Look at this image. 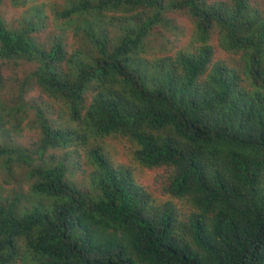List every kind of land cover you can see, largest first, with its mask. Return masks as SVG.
Segmentation results:
<instances>
[{
  "label": "trees",
  "instance_id": "trees-1",
  "mask_svg": "<svg viewBox=\"0 0 264 264\" xmlns=\"http://www.w3.org/2000/svg\"><path fill=\"white\" fill-rule=\"evenodd\" d=\"M252 1L66 0L55 16L77 18L74 45L60 35L39 43L28 19L10 29L0 0V59L36 64L11 101L0 98V139L22 133L34 113L39 158L73 149L79 169L81 149L91 167L85 189L65 177V162L29 170V194L50 206L23 216L17 198L5 206L0 195V264L22 259L23 241L30 264H264V11ZM174 13L190 17L198 45L150 56L155 35L178 31ZM215 31L242 64L214 59ZM34 89L49 101L27 100ZM114 138L133 145L141 166L173 169L167 191L189 204L186 219L152 207L114 165ZM2 162L12 172L33 158L3 144Z\"/></svg>",
  "mask_w": 264,
  "mask_h": 264
},
{
  "label": "rangeland",
  "instance_id": "rangeland-1",
  "mask_svg": "<svg viewBox=\"0 0 264 264\" xmlns=\"http://www.w3.org/2000/svg\"><path fill=\"white\" fill-rule=\"evenodd\" d=\"M66 0H29L24 6H16L11 0H3L1 6V14L6 22V25L10 29H17L26 24L25 20H30L29 23L37 25V31L33 34L39 43H44L50 41L56 35H60L61 39L70 44L76 43L73 36L74 22H78L77 18L74 17L72 20L65 19L58 20L55 16L57 8L64 7ZM252 4L259 9L264 11V0H253ZM57 7V8H56ZM39 8L43 17H35L34 10ZM170 17L174 21V25L178 28L177 32H167L161 31L155 35V39L151 41V51L150 56H160V55H174L179 50H189L194 49L198 44L195 39V25L190 17L184 13H174L170 14ZM218 32L215 31L212 34L210 45H212L215 50L214 59L224 60L231 65H236L237 62L242 64V59L240 55H228L223 53L217 46L218 43ZM167 49L168 52H163ZM68 51L71 52L72 49L68 47ZM36 68V64H32L26 61H11V60H1L0 59V72L3 78L2 89L0 90V98L8 102L12 99V89L15 88L17 81H24L32 71ZM241 74V73H240ZM27 100L31 99L36 102L49 101V99L39 90L34 89L28 94ZM50 105H55L51 102ZM34 113H30L29 119L24 125L22 133L18 136L10 135L4 137L10 129H7L1 135L0 145L9 144L14 149L18 151H26V153L32 155L33 162L29 166L23 163L19 167L17 164L14 166V173L8 172L4 166L3 162L0 163V195L4 198V205L7 206L8 202L13 201L17 198L19 201L16 202L15 213L18 216H23L24 213L29 212L32 208L36 207L41 203L42 206H50V201L43 198L38 200L32 197L29 189V181L27 174L29 170L33 168H46L55 166L59 161L65 162L68 167V172L65 177L75 185L80 188H87L88 179L86 176L91 172V167L87 165V159L82 152L81 162L82 167L79 169H74L73 159L69 152H74L73 149H53L47 150L42 158H39L37 154L40 139V128H38V123L33 127L32 119ZM105 143V142H104ZM108 146L111 145V161L115 166L123 168V170H128L134 180H137L146 190L150 193L152 197L151 205L152 207H159L161 209H167L173 207L176 209L179 217L186 219L190 214V206L186 201L176 199L168 193L169 179L173 175L174 171L168 167H159L149 169L141 166L134 159V147L129 141L120 138H114L107 141ZM67 153H69L67 155ZM25 165V166H24ZM16 167V168H15ZM12 173V174H11ZM11 174V175H10ZM20 198V199H19ZM26 241H23V258L18 259L15 264H30L29 254L30 251L27 250ZM25 260V262L23 261Z\"/></svg>",
  "mask_w": 264,
  "mask_h": 264
}]
</instances>
